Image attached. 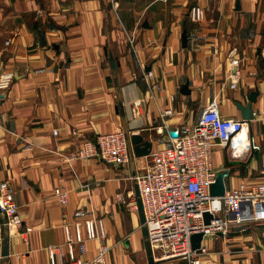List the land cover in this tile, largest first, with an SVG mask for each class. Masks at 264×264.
I'll return each mask as SVG.
<instances>
[{
    "label": "crops",
    "instance_id": "crops-1",
    "mask_svg": "<svg viewBox=\"0 0 264 264\" xmlns=\"http://www.w3.org/2000/svg\"><path fill=\"white\" fill-rule=\"evenodd\" d=\"M195 5L201 21L190 17ZM144 70L160 89L150 91ZM2 72L13 78L0 95V181L15 189L23 225L4 229L0 264H51L48 247L64 243V224L92 216L105 220L112 264H150L131 206L150 156L133 155L127 167L70 159L100 134L124 130L130 143L141 134L154 151L171 146V131L196 123L213 100L225 117L242 119L236 104L258 89L242 132L250 148L236 157L217 146L212 163L227 171L226 190L264 182V0H0ZM165 109L173 113L163 117ZM204 242L202 264H264V199L245 230ZM87 247L84 257H94L97 242Z\"/></svg>",
    "mask_w": 264,
    "mask_h": 264
},
{
    "label": "built area",
    "instance_id": "built-area-1",
    "mask_svg": "<svg viewBox=\"0 0 264 264\" xmlns=\"http://www.w3.org/2000/svg\"><path fill=\"white\" fill-rule=\"evenodd\" d=\"M204 14V9L198 5L190 10L194 21H201ZM9 44V40L5 42L6 46ZM142 76L151 92L160 89L153 81V70H144ZM12 78L13 72L0 73V95H4L3 90ZM136 104L139 106L140 102ZM172 113L171 109H165L162 116ZM247 130L246 121L225 117L219 102L213 100L202 110L196 123L185 126L183 131L177 130L178 136L172 137L171 146L151 152L146 170L135 179L145 217L142 226L147 230V240L155 257L180 258L185 264H202L201 257L208 252L206 238L227 237L235 226L245 230L246 218L252 214L254 202L264 199V182L250 186L241 183L227 189L223 196H211L209 188L219 173L212 163L214 149L227 146L233 156H241L251 146L247 135H242ZM133 155L127 132L117 130L100 134L95 139H85L70 159L99 158L127 167ZM55 193L61 202H65L63 191L57 189ZM133 196L131 206L138 210L137 197ZM205 212L213 215L208 224L204 220ZM22 225L15 189L8 180L0 181V243L5 228L11 230ZM73 227L65 223L64 243L48 247L51 264H112L103 217L92 216L83 223L75 222ZM197 233H202L203 239L200 247L194 249L192 236ZM90 240L97 242V252L94 257L85 258Z\"/></svg>",
    "mask_w": 264,
    "mask_h": 264
},
{
    "label": "water",
    "instance_id": "water-1",
    "mask_svg": "<svg viewBox=\"0 0 264 264\" xmlns=\"http://www.w3.org/2000/svg\"><path fill=\"white\" fill-rule=\"evenodd\" d=\"M182 41H183L184 46H185L186 42H187V34L185 31L183 33ZM107 54L109 56V59L111 60V63L113 65H115V60H114L112 53L107 52ZM183 89L186 90L187 86H185ZM258 95H259V90L255 89L250 93V95L248 97L249 102L246 105H244L240 102H238L236 104L238 109L241 111L242 119L244 121H246L247 123H249V121H251L255 116L252 105L254 102L257 101ZM171 135L173 137H177L178 131L177 130L171 131ZM130 139H131L133 152H134V155L136 157L149 156L151 154L153 144L151 141L145 140L143 135L133 134ZM226 175H227L226 170H222L218 173L215 182L212 183L210 185V188H209L211 196H223L225 194L226 186H225V182H224V177ZM135 195L137 197V204H138V210H139V215H140V221H141V224L143 225L145 222V217H144V213H143V205H142V200L140 197V191H139L138 184L135 185ZM212 218H213V215L211 213H209V212L204 213V220H205L206 224L210 223ZM143 235L147 239V230L144 227H143ZM202 239H203L202 233H197V234H194L192 236V245H193L194 249H197L200 247ZM147 247H148V252L150 254V259H149L150 264H156L155 263V256H154L151 244L148 240H147Z\"/></svg>",
    "mask_w": 264,
    "mask_h": 264
},
{
    "label": "rangeland",
    "instance_id": "rangeland-1",
    "mask_svg": "<svg viewBox=\"0 0 264 264\" xmlns=\"http://www.w3.org/2000/svg\"><path fill=\"white\" fill-rule=\"evenodd\" d=\"M149 161H150V157H149ZM133 210V209H132ZM158 255V253H156Z\"/></svg>",
    "mask_w": 264,
    "mask_h": 264
}]
</instances>
